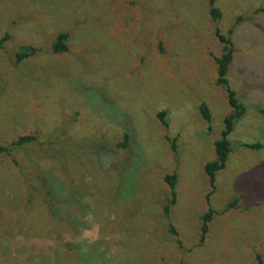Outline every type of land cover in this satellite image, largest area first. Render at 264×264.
<instances>
[{
  "label": "rangeland",
  "instance_id": "obj_1",
  "mask_svg": "<svg viewBox=\"0 0 264 264\" xmlns=\"http://www.w3.org/2000/svg\"><path fill=\"white\" fill-rule=\"evenodd\" d=\"M209 1L0 0V144L44 143L17 169L0 160V264H264V0H219V22ZM217 29L233 30L228 79L246 113L209 204L205 166L233 113ZM61 33L68 51L55 54ZM23 47L37 52L18 63ZM39 172L59 180L67 206L27 202Z\"/></svg>",
  "mask_w": 264,
  "mask_h": 264
},
{
  "label": "trees",
  "instance_id": "obj_2",
  "mask_svg": "<svg viewBox=\"0 0 264 264\" xmlns=\"http://www.w3.org/2000/svg\"><path fill=\"white\" fill-rule=\"evenodd\" d=\"M219 0H210L209 1V14L210 18L213 22H219L222 17V11L219 7H217V3ZM215 36L221 46V56L219 57H213L214 62L217 65V84L222 87L228 96L229 104L233 109V113L228 115L225 120V130L222 132V137L215 143V149H216V155L217 159L213 162L207 163L205 166V172L208 176L209 183L211 190L207 196V201L210 204V199L214 192L216 191V178L217 173L224 170L227 166V163L229 161L230 155L232 153V145L229 141V136L233 133L235 128V123L237 120L241 119L245 113L246 108L241 103V101L237 98L236 92L232 89V85L230 83V80L228 79V75L230 72V67L235 61V44L232 40L233 36V30H229L228 35L221 33L220 30L215 31ZM9 39L8 36H5L0 40V46L3 45L7 40ZM68 42H69V34L68 33H61L55 40L54 46H53V53L60 54L65 53L68 51ZM37 52L36 49L32 47H23L22 52H19L17 55V61L18 63H21L24 59L29 58L30 56L34 55ZM199 112L202 118L208 122H212V111L205 102L201 103L199 106ZM158 118L160 122L167 126L166 121V112H161L158 114ZM16 140L3 145L0 144V160L3 158H9L11 159V165L14 169H17L21 165V160H19V157H21L22 152H28L30 149V145H33L32 147L36 148L44 146V143L40 142V137L38 135H26V136H19L15 138ZM47 141V140H46ZM52 141V140H48ZM128 141H129V134L125 133L123 138L118 142L117 149L118 150H125L128 147ZM249 149L256 150L262 148L259 145H247ZM2 171H5L1 168ZM39 175V182L37 183V186H28V195L26 196L28 203L33 202H39L43 201V204L50 205V208L53 210V206L57 204L56 206H67V202H64L67 200V197L63 195L66 189L62 188L59 184V180L56 178H53V176H50L46 173H38ZM166 183L169 185L171 191H172V198L169 201V203L164 208V214L167 218H169L172 207L177 203V196L175 192V188L177 185V175L171 174L167 175L165 177ZM71 188V187H70ZM5 194L2 191V187L0 185V200L4 199ZM232 206H235V203L232 204ZM214 211L211 209L208 213H206L203 217V226H202V234L200 239V246H202L206 241V236L209 231V224L212 221V218L214 216ZM52 217L55 222H52L54 224L59 225L58 223L63 224L61 221L65 222V218L62 220H58L54 217V212L52 213ZM29 226V224H26ZM32 228L31 234H34L33 226L30 225ZM48 227H51L48 226ZM172 234L175 236H178V232L173 227L171 229ZM48 235V234H47ZM177 243L182 246L181 240L177 239ZM258 260L260 264H263L262 259L260 256H258Z\"/></svg>",
  "mask_w": 264,
  "mask_h": 264
}]
</instances>
